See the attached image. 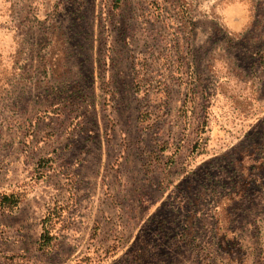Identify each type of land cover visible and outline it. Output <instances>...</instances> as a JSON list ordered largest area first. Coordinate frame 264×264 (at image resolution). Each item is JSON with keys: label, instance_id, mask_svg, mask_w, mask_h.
I'll return each instance as SVG.
<instances>
[{"label": "rangeland", "instance_id": "obj_1", "mask_svg": "<svg viewBox=\"0 0 264 264\" xmlns=\"http://www.w3.org/2000/svg\"><path fill=\"white\" fill-rule=\"evenodd\" d=\"M0 264H264V0H0Z\"/></svg>", "mask_w": 264, "mask_h": 264}, {"label": "crops", "instance_id": "obj_2", "mask_svg": "<svg viewBox=\"0 0 264 264\" xmlns=\"http://www.w3.org/2000/svg\"><path fill=\"white\" fill-rule=\"evenodd\" d=\"M52 170L47 171L45 173V175H43L39 178L41 180H38V183H39L38 186H40L41 184L49 182V183L45 184V186H44L45 191L48 189L51 190L49 192L50 193L49 199H51V201L54 204L55 203L62 204L64 202H66V201L62 202L63 198L72 199V197L74 195V193L72 191H70L72 186L69 184L68 175L65 174L64 171H59V170L52 171ZM52 181H55V183H52ZM59 193H61L63 196L59 197V195H57ZM31 198H32V194L26 193L24 199L21 201L18 208H21L23 205L27 204Z\"/></svg>", "mask_w": 264, "mask_h": 264}, {"label": "trees", "instance_id": "obj_3", "mask_svg": "<svg viewBox=\"0 0 264 264\" xmlns=\"http://www.w3.org/2000/svg\"><path fill=\"white\" fill-rule=\"evenodd\" d=\"M42 162V161H41ZM41 177V175H40ZM14 192H11L10 194L8 193V195H4L3 198H2V204H6V205H10V210H14L16 208H18L19 204L21 203V201L24 199L21 197V199L19 198L16 199L13 195ZM56 210V209H55ZM49 217V216H48ZM47 217V218H48ZM47 221H45L43 223V225L45 224L46 225ZM55 239V236L50 234V232L48 230H43L42 233H41V236H40V244H39V249L41 251H44V250H49L50 248V245H51V242L52 240Z\"/></svg>", "mask_w": 264, "mask_h": 264}]
</instances>
